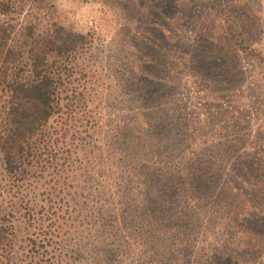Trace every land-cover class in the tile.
Listing matches in <instances>:
<instances>
[{
	"label": "rangeland",
	"instance_id": "374dc122",
	"mask_svg": "<svg viewBox=\"0 0 264 264\" xmlns=\"http://www.w3.org/2000/svg\"><path fill=\"white\" fill-rule=\"evenodd\" d=\"M15 4L0 25L16 45L52 26L87 39L71 88L100 125L55 146L71 150L72 193L18 191L69 218L53 264H264V0ZM6 101L0 88V127Z\"/></svg>",
	"mask_w": 264,
	"mask_h": 264
},
{
	"label": "trees",
	"instance_id": "16d2710c",
	"mask_svg": "<svg viewBox=\"0 0 264 264\" xmlns=\"http://www.w3.org/2000/svg\"><path fill=\"white\" fill-rule=\"evenodd\" d=\"M15 1L0 0V14L8 17ZM32 35L16 45L12 26L0 25V88L7 97L1 115L0 156L9 178L7 185L0 180V264H53L47 248L72 231L69 218L53 212L49 204L35 210L17 197L18 191L40 190L58 200L72 193L75 186L67 180L60 184L59 176L68 171L71 150L55 146L65 144L71 132L94 136L100 128L86 99L87 90L71 88L74 70L69 58L87 39L72 33L61 36L57 26L41 39ZM82 171V165L74 170L76 180ZM237 180L247 185L242 176ZM251 209L258 208L245 205L242 215H262ZM18 213L23 214L24 230L16 226Z\"/></svg>",
	"mask_w": 264,
	"mask_h": 264
}]
</instances>
